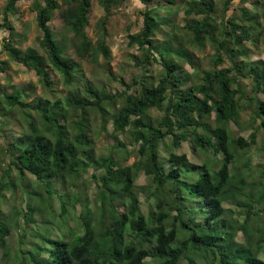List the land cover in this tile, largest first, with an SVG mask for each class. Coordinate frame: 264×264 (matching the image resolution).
<instances>
[{
    "label": "trees",
    "instance_id": "trees-1",
    "mask_svg": "<svg viewBox=\"0 0 264 264\" xmlns=\"http://www.w3.org/2000/svg\"><path fill=\"white\" fill-rule=\"evenodd\" d=\"M20 1L5 0L0 32L9 36L13 33L9 16L15 14ZM32 1L40 32L38 44L64 85L75 82L78 69L66 57L50 27L53 13L61 8L64 7L59 15L63 24L79 40L78 53L92 59L101 55L106 63L110 61L106 27L113 12L123 7L126 0H97L104 16L95 45L85 31L91 0ZM139 1L144 8L139 13L142 26L137 34L129 36V44L136 46L140 54L133 57L134 66L141 71L131 79L134 89L128 86L125 91L111 94L106 89L85 85L82 95L72 94L65 99V110L60 101L28 104L23 91H0V124L11 118L10 112L20 116L29 129L26 134L3 135L5 163L0 177V194L21 190L26 195V222L34 223L33 215L42 213L33 200L42 196L41 191L51 199L58 182L72 190L90 168L98 174L94 176L98 189L96 211L87 203L82 205L86 212L81 215L82 233L75 235V244L49 241L51 249L36 254L32 253V244L27 251L18 252L14 264H145L146 259L158 264H179L186 249L200 253L213 264L242 263L230 256L228 247L238 243L234 240L236 231L227 223L233 211L224 205L250 208V201H240L245 180L252 177L243 155L256 145L258 133L264 137V99L258 98L264 96V60H252L255 51H264V0H251L252 9L245 6L249 0H239V6L232 8L230 14V0L224 1L220 11L213 0L186 3L182 29L189 42L198 49L209 43L213 51L208 59L210 69L205 71L199 70L195 57L170 44L166 36L174 32L175 24L160 15L150 0ZM164 1L175 4V0ZM157 36L168 40L159 43ZM2 51L12 62L33 71L42 87L52 92L45 60L34 49L21 51L7 40ZM183 63L193 72L188 73ZM153 64L161 67L156 82L149 75ZM7 68L6 63H0V73ZM124 83L121 79L126 86ZM116 103L121 106L110 115L108 108ZM69 110L74 114L70 124L73 134L66 127ZM151 111H158L160 116H153ZM91 115L98 120L99 135L108 130L116 138L127 134L137 147L127 151L125 144L118 142L116 147L121 153L116 159L113 151L96 158L89 133ZM243 115L247 117L245 127L251 133L247 139L235 138L230 123L239 125ZM183 143H189L193 151L205 157L200 165L191 163L185 154H177ZM128 153L136 160L123 167ZM209 154L216 159L209 158ZM140 173L149 181L147 187L139 188L148 203L146 216L140 211V194L135 185ZM260 193L264 199V186ZM77 197L61 203L62 216L69 205L78 204ZM121 206L123 211L118 209ZM179 224L191 232L176 241ZM127 231L136 242L128 239ZM242 232L244 242L250 243L251 236L245 227ZM8 233L9 229L0 222V248L5 258ZM43 253L46 256L42 257ZM243 264L264 261L246 254Z\"/></svg>",
    "mask_w": 264,
    "mask_h": 264
},
{
    "label": "rangeland",
    "instance_id": "rangeland-1",
    "mask_svg": "<svg viewBox=\"0 0 264 264\" xmlns=\"http://www.w3.org/2000/svg\"><path fill=\"white\" fill-rule=\"evenodd\" d=\"M190 0H175V4L169 5L164 0H150L152 7L158 10V13L175 24L174 32L168 34L166 37L170 39V44L174 49H180L181 51L191 54L198 60L201 68L199 70H209L208 64L209 56L213 53L209 43H206L203 49H198L189 42V36L182 29L183 11L186 7V3ZM218 7V11L222 9L225 0H213ZM232 7L229 9L230 14L234 8L239 6V0H230ZM32 0H22L16 4V12L13 16H9L13 33L11 36L7 32H0V63H6L8 68L4 73H0V91L2 93L12 92H24V100L28 104L36 103L37 101L50 102L60 101L61 106L65 110V99L72 94L82 95V90L85 85L92 86L93 88L106 89L111 94L120 93L125 91L128 86L134 89L131 79L137 78L141 71L134 66L133 57H140L139 51L136 46L129 44V36L135 35L139 32L142 26L141 17L139 13L144 10L143 5L139 0H126L123 7H119L113 12L109 23L106 27V44L109 47L110 61L106 63L101 55H98L96 59H92L89 55L85 54L81 56L78 53L77 47L79 40L65 27L63 24L60 13L64 9L53 13L52 21L50 22L51 30L54 34L55 40L63 48L64 53L69 60L76 64L78 74L76 75L75 82L66 86L63 84L62 77L56 71H54L46 58L44 51L38 44V38L40 32L37 29L35 21V12L32 9ZM245 4L246 7L251 8V0ZM5 0H0V14L5 7ZM233 8V9H232ZM252 9V8H251ZM104 16L103 9L97 3V0H91L90 13L88 19V26L86 27V36L92 45H95L100 36L99 22ZM166 37H155L159 43L168 40ZM10 40L11 43L20 49L25 51L28 48L34 49L37 54L44 58L45 65L50 72V78L52 80V92L45 90L38 77L33 71L27 70L22 65L12 62L9 57L2 51L3 44ZM261 49V48H260ZM252 60H264V51H255L252 55ZM178 61L179 60H176ZM226 66V65H225ZM183 68L192 73L193 69L188 64L183 63ZM150 77L153 82H156L161 76V67L158 64H153L150 69ZM117 79V81H115ZM121 79L124 80V85L121 84ZM250 89V88H248ZM250 96V95H249ZM258 98L264 99V96L259 95ZM121 106V103H116L115 106L109 107L110 115L114 114ZM67 116L66 127L69 129L70 134H73V130L70 129L71 121L74 119L73 111L69 110ZM151 114L155 117H159L158 111H151ZM11 117L7 122H3L1 128L3 132H0V177L2 175V166L5 163V156L2 152V146L5 144L4 136L17 135L19 132L24 134L29 132L28 127L24 125V121L20 116L11 114ZM247 117L243 115L239 125L230 123V129L235 138L242 137L247 139L251 133L248 128L245 127V120ZM36 124L41 127V121L36 118ZM98 120L95 115H91L89 119V133L94 142V154L95 157H104L114 153V157H118L119 153L117 143L123 142L127 151H131L134 146L127 134L117 135L102 133L99 135ZM110 128V125H108ZM108 128V129H109ZM115 147V148H114ZM177 154H185L188 160L196 165H200L204 156L197 154L192 150L189 143H183L182 147L177 150ZM128 157V158H127ZM209 158H213L209 154ZM214 160L216 158H213ZM243 159L248 161V168L252 172V177L246 178V185L243 186V196L240 197V201L243 203H249V209L244 207H236L230 203L224 205L225 208L233 211V215L227 217V223H231L233 231H236L234 240L238 245L230 244L229 252L230 256L243 264V259L246 254H252L257 259L264 261V199L262 198L260 190L264 186V137L258 133L256 145L251 148L250 151L245 152ZM136 158L128 155L122 162V166L126 167L131 165ZM98 175L91 168L87 174H84L77 183V186L69 190L67 185L63 186L59 182L54 188L56 190L51 199L46 198L44 191H41V197H33L36 200V205L42 210V213L37 212L33 215L34 223L26 222L24 215L26 213V204L28 199L21 190L3 191L0 194V222L6 225L9 229L8 235L5 237L7 242V254L8 257H4L3 251L0 248V264H14L18 260V252L20 250L27 251L32 244V253L36 254L42 251L51 249L49 241L62 240L70 242V246L75 244L76 236L80 235L82 231L79 228V222L81 215L86 210L82 209V205L87 203L89 208L95 212V198L97 194V185L94 176ZM250 184V186H248ZM137 192H139L140 211L146 216L148 215V203L145 201L144 194L139 191L140 187H147L149 185L148 179L143 173H140L135 182ZM69 190V197L67 192ZM78 196L79 202L74 207L69 205L67 213L62 216L61 203L67 202ZM67 196H66V195ZM122 201V200H121ZM68 202V203H69ZM51 207V209H50ZM123 211V207L118 208ZM242 227L249 232L250 243L244 242V236ZM176 241H178L184 234L190 233L177 225L176 227ZM128 232V231H127ZM129 240L137 241L129 234ZM76 235V236H75ZM74 239V240H73ZM232 246V247H231ZM46 256V253L42 254V257ZM30 258V256H28ZM187 259V260H186ZM187 261H193L196 264H213L211 260L202 258L199 253H193L191 249H186L185 255L181 258L179 264H187ZM145 264H158L157 261L146 259ZM217 264V263H214Z\"/></svg>",
    "mask_w": 264,
    "mask_h": 264
}]
</instances>
